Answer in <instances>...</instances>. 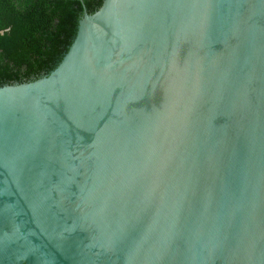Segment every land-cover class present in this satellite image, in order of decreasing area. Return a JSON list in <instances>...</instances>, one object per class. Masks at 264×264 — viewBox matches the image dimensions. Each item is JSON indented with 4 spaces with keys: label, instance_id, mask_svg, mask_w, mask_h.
<instances>
[{
    "label": "water",
    "instance_id": "95a60500",
    "mask_svg": "<svg viewBox=\"0 0 264 264\" xmlns=\"http://www.w3.org/2000/svg\"><path fill=\"white\" fill-rule=\"evenodd\" d=\"M0 264H264V0H104L1 87Z\"/></svg>",
    "mask_w": 264,
    "mask_h": 264
},
{
    "label": "trees",
    "instance_id": "16d2710c",
    "mask_svg": "<svg viewBox=\"0 0 264 264\" xmlns=\"http://www.w3.org/2000/svg\"><path fill=\"white\" fill-rule=\"evenodd\" d=\"M104 0H0V88L48 75L74 42L84 8Z\"/></svg>",
    "mask_w": 264,
    "mask_h": 264
}]
</instances>
